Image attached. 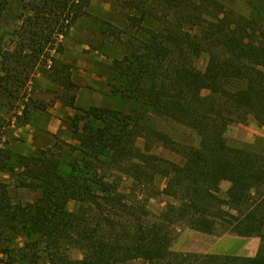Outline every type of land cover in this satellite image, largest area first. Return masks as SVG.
<instances>
[{"label":"trees","instance_id":"obj_1","mask_svg":"<svg viewBox=\"0 0 264 264\" xmlns=\"http://www.w3.org/2000/svg\"><path fill=\"white\" fill-rule=\"evenodd\" d=\"M92 1L0 0L3 94L12 97L26 86L41 61L52 63L47 74L64 92L77 89L71 67L51 51L63 52L60 38L88 15ZM154 1L157 7L135 0L123 5L134 12L132 34L99 21L106 38L128 48L111 65L112 93L132 101V108H82L75 95L64 96L77 112L72 134L78 157L68 173L55 152L40 151L19 157L26 176L43 190L38 201L14 205L0 190V246L24 239L31 251L13 249L12 264H264V146L224 142L228 129L249 117L264 125V0H249L248 15L219 0ZM152 18L159 30L144 26ZM13 32L16 50L3 53ZM201 59L207 62L204 70L197 66ZM155 120L222 145L215 151L182 145ZM157 147L181 155L184 164L156 155ZM120 175L132 181L130 195L119 189ZM159 180L164 187H157ZM224 183L233 186L228 195ZM159 195L176 203L154 215L147 203ZM71 202L81 204L77 212L69 210ZM184 228L259 238L258 253L255 258L177 253L172 247ZM73 249L81 260L70 257Z\"/></svg>","mask_w":264,"mask_h":264},{"label":"rangeland","instance_id":"obj_2","mask_svg":"<svg viewBox=\"0 0 264 264\" xmlns=\"http://www.w3.org/2000/svg\"><path fill=\"white\" fill-rule=\"evenodd\" d=\"M127 1L131 0H93L88 15L79 19L66 37L60 38L63 52L59 54L54 49L51 51L53 57L71 67L72 81L77 85V89L64 92L62 87L51 80L47 74L52 63L49 62L46 65L42 61L35 72L30 74V82L26 86L17 87L12 97H7L8 94L5 92L3 94L0 88V164L7 165L6 168H0V190L7 192L12 204H34L43 195L41 186L26 176L19 159L20 156L31 157L39 154L40 151L52 150L62 161L64 173H68L71 164L78 157L77 151L74 150L78 144L73 139L72 134L73 120L77 112L66 105L64 96L70 98L71 95H75L77 106L82 108L106 107L121 112H128L132 108V101L112 93L113 73L111 65L114 59L123 58L127 55L128 48L122 43L106 38L101 32L99 23V21H106L132 34L133 32L129 27V17L134 12L126 6L123 7ZM135 1H145L151 7L158 6L154 0ZM219 1L224 3L227 9L237 14L248 15L251 13L249 0ZM254 1L257 4V0ZM154 9L158 10L159 8ZM144 26L147 29L159 30L161 25L158 20L152 18L146 21ZM17 41V34L13 32L4 42L3 53L14 52ZM206 65L205 59H201L197 63V66L202 70L206 68ZM2 77L7 76L3 67L0 66V79ZM54 119L61 122L57 134H52L51 131L58 130L59 122L57 121V124L52 127L49 126ZM155 124L182 145L212 151L218 150L222 145L219 140L170 121L155 120ZM50 127L51 131L49 130ZM224 142L233 147H243L248 144L263 147L264 125L254 117H249L244 122L232 125L225 134ZM154 153L179 165L184 164L181 155L163 147H157ZM8 156L11 158L8 159ZM119 177L121 192L131 193L132 181L124 175ZM164 183L165 181L159 180L157 187H164ZM232 188L231 184L224 183L222 185L223 194L228 195ZM175 203L176 201L172 198L159 195L150 199L147 207L152 214L160 215L169 204ZM80 206V203L71 202L69 210L77 212ZM186 229L184 228L182 231L184 232ZM205 237L204 242L202 240H198V242L203 245L208 242L211 246L219 245L218 252L230 250L231 254L228 255L234 257L255 258L260 246V239L258 240L259 246L255 249L253 241H257L256 238L241 240L247 241L246 244H241L239 237L230 233ZM176 244L177 242L173 244V247ZM13 249L17 254H31L24 239L17 241L14 246L5 243L2 247L0 246V258L4 259V264L13 263L10 258L11 255H9L11 251L13 253ZM69 254L73 260L83 258L82 253L76 249L71 250ZM213 254H217V252ZM16 264L27 263L16 262ZM128 264H144V262L134 261Z\"/></svg>","mask_w":264,"mask_h":264},{"label":"crops","instance_id":"obj_3","mask_svg":"<svg viewBox=\"0 0 264 264\" xmlns=\"http://www.w3.org/2000/svg\"><path fill=\"white\" fill-rule=\"evenodd\" d=\"M59 122L58 124V130L54 129L52 130L51 127L53 125H56V122ZM51 126L49 128V130L51 131L52 134H57L59 132V129L61 127V122L58 119H54L50 125ZM205 236H207L206 234L191 230V229H186L184 232L181 231L179 237L177 238V240L175 241V243L177 242V244L175 245V247H173V251H177L178 253H185V254H201V255H206V254H213L214 252H217V254L219 255H225V254H231V252H229L230 250H228L227 252H218V248L220 247L219 245H215V246H211L209 245L210 242H208L206 245H203L201 243L198 242V240H202L203 242L205 241ZM240 243L241 244H246L247 241H241L244 239H252V238H240ZM255 240L257 241H253L254 245H255V249L258 248V244H259V238H256ZM195 241V242H194ZM174 243V244H175ZM174 246V245H173ZM175 248V249H174ZM246 250V249H245Z\"/></svg>","mask_w":264,"mask_h":264}]
</instances>
